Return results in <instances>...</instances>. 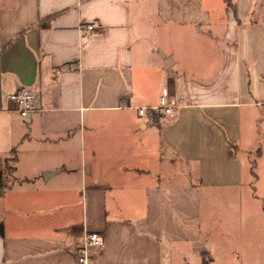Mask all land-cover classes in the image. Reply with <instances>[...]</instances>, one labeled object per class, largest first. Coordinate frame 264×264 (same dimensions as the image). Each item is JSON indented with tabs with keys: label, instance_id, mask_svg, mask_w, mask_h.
Listing matches in <instances>:
<instances>
[{
	"label": "crops",
	"instance_id": "obj_1",
	"mask_svg": "<svg viewBox=\"0 0 264 264\" xmlns=\"http://www.w3.org/2000/svg\"><path fill=\"white\" fill-rule=\"evenodd\" d=\"M260 105L264 0H0V264H77L89 231L92 264H210L203 201L257 189Z\"/></svg>",
	"mask_w": 264,
	"mask_h": 264
},
{
	"label": "rangeland",
	"instance_id": "obj_2",
	"mask_svg": "<svg viewBox=\"0 0 264 264\" xmlns=\"http://www.w3.org/2000/svg\"><path fill=\"white\" fill-rule=\"evenodd\" d=\"M245 115L244 139L252 140L250 145L245 144L246 148L252 150L250 159H246L245 178L253 179L249 168L254 158L259 162L261 177L255 184L256 190L254 184L252 186L245 182L221 190L222 193L214 190L210 198L205 197L203 207L206 210L203 215L206 220V238L209 231L214 234L210 237L214 242L213 258L204 255L211 259L210 264H234L240 256L242 263L237 264H264V105ZM258 148L262 150L261 157L257 156ZM11 161L10 158L9 163ZM77 202L74 200L72 204ZM97 247L93 249L100 248ZM192 255L189 257L191 264H202L201 256Z\"/></svg>",
	"mask_w": 264,
	"mask_h": 264
},
{
	"label": "built area",
	"instance_id": "obj_3",
	"mask_svg": "<svg viewBox=\"0 0 264 264\" xmlns=\"http://www.w3.org/2000/svg\"><path fill=\"white\" fill-rule=\"evenodd\" d=\"M94 29V24L90 23L82 28L83 35ZM76 68L77 65H72ZM36 93L29 87H23L10 95V99L15 103V110L20 113L23 118H26L32 111L36 110ZM173 103L167 93H162L159 97L157 105L140 106L139 113L145 114L148 110L163 111L166 114H172ZM102 234L98 231H89L85 234L80 245L77 264H92L93 248L102 244Z\"/></svg>",
	"mask_w": 264,
	"mask_h": 264
},
{
	"label": "trees",
	"instance_id": "obj_4",
	"mask_svg": "<svg viewBox=\"0 0 264 264\" xmlns=\"http://www.w3.org/2000/svg\"><path fill=\"white\" fill-rule=\"evenodd\" d=\"M257 152V156H259V155H261V148H258V150L256 151ZM8 161V159L7 158H5L4 159V162H7ZM251 167H252V172L255 174V166H256V164H257V161H256V159L254 158L252 161H251ZM12 169H14V167H11ZM1 177H2V171L0 170V193L3 191V189H4V184H3V182H2V179H1ZM0 231L1 232H3V224H0Z\"/></svg>",
	"mask_w": 264,
	"mask_h": 264
}]
</instances>
